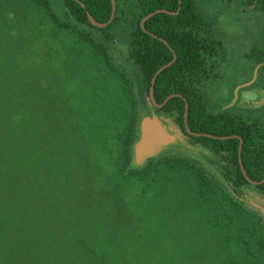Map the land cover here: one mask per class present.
<instances>
[{"label": "rangeland", "instance_id": "obj_1", "mask_svg": "<svg viewBox=\"0 0 264 264\" xmlns=\"http://www.w3.org/2000/svg\"><path fill=\"white\" fill-rule=\"evenodd\" d=\"M41 1L47 3L58 22L64 21L60 0H0V107L21 109L17 124L21 125L23 154L34 157V168L41 171L43 138L55 131L61 118L72 122L70 134H78L74 141L77 147L67 140V153L71 160L81 157V168L78 166L67 181L69 186L56 197L57 218L50 224L41 217V227L57 234L61 225H71L67 231H86L103 238L110 221L119 237L108 250L113 258L107 264H264V233L253 240L245 230L250 214L262 217L264 195L245 185L243 199L239 198L246 211L236 216L227 209V219L223 218L212 211L219 204V192L206 197L208 206H203L201 199H194L186 191L197 183L185 164L166 162L154 167L156 172H149L145 180L126 186L141 192L134 194L135 200L120 194L118 200L124 203V210L109 213L111 196L117 198L111 189L114 176L110 174L114 171L111 164L116 162L114 138L126 124L117 127V121L99 116L96 121L93 113L100 106L96 88H106L100 95L106 98L115 86L113 82L121 87L119 74L134 93L137 115L141 117L133 145L134 165L151 162L156 166L177 155L200 168L195 165L197 161L209 171L215 177H209L212 188H220L217 181L223 178L195 154L198 148L194 142L175 136L174 131L157 156L137 163L134 146L140 139L142 120L151 116L161 124L165 120L152 110L144 95L140 71L126 61L128 25L117 22L111 26L107 32L114 41H107L105 33L83 29L105 48L109 63L117 69L105 79V73L97 70L98 56L73 32L56 26ZM194 2L199 16L209 24L208 40L216 41V54L207 61V78L199 89L207 111L254 122L264 129V11L234 1ZM91 153H95L93 157ZM76 205L82 209L80 215L74 214ZM120 218L124 221L117 220ZM57 221L60 224L54 225ZM105 248L103 243L101 249Z\"/></svg>", "mask_w": 264, "mask_h": 264}, {"label": "trees", "instance_id": "obj_2", "mask_svg": "<svg viewBox=\"0 0 264 264\" xmlns=\"http://www.w3.org/2000/svg\"><path fill=\"white\" fill-rule=\"evenodd\" d=\"M226 1L239 2L243 7L264 11V0ZM40 3L56 26L73 32L98 56L100 69L97 70L105 73V79H108L109 72L117 73V69L109 63L105 48L91 32L86 33L83 29L87 27L105 33L107 41H114L107 31L117 22L126 23L129 28L126 61L140 71L145 96H149L155 72L169 63L174 53L175 62L156 79L153 99L156 104H162L168 96H178L171 98L161 109L153 107L151 103L150 106L164 120L171 121L186 139L194 142L198 147L196 155L204 158L223 178L222 182L216 180L220 188H212L210 178L215 177L209 171L197 164L199 162L195 161V165H200V168H196L190 159L177 155L158 162L156 166L151 162L135 166L133 145L138 138L141 117L137 115L134 93L125 77L119 74L121 87L117 88L116 82H113L115 86L106 98L102 99L100 95L107 89L96 88L99 98L96 100H99L100 106L93 113L96 121L99 116L105 121H117V127L123 122L126 124L125 130L114 138L116 162L111 164L110 168L113 167L114 171L110 174L114 176L111 189L117 198L111 196V215L124 210V203L118 200L120 194L123 198L130 195V198H134V194L141 193L128 190L126 186L145 180L149 172H156L154 167L166 162L186 165V170L197 183L196 187L186 191L194 199H201L203 206H208L206 197L212 198L213 194L219 192V204L212 211L218 216L222 214L223 218H226L227 209H232L236 216L245 209L239 198L241 196L243 199L242 188L245 185L254 188L260 196L264 195V183L253 186L244 179L239 167L238 151L241 143L240 160L247 176L252 181H261L264 178V129L254 122H246L237 117L211 114L199 91L207 78V61L216 54V41L208 40L209 24L197 13L194 0H180V7L179 0H115V16L105 28L94 27L87 19V14L99 24L107 23L111 15V0H60L64 18L61 22L57 21L45 1ZM156 11L160 12L144 22L143 31L141 20ZM185 103L188 108L187 126L191 132L201 134L199 137L188 135L184 129ZM20 116L21 109L17 106L6 110L0 107V264H107L113 258V253L108 250L119 237L110 221L106 223L108 232L103 238L91 236L86 231H67L71 225H61L59 233L55 234L39 224L41 217L50 224L51 220L57 218L56 197L69 186L67 181L74 175L81 161V157L71 160L67 153L69 142L72 147H77L74 141L78 140V134H70L68 128L72 122L61 118L55 131L43 138L41 171H37L34 168L37 165L36 159L24 155L21 150V125L17 124ZM94 154L91 153V156ZM81 211L79 205L74 206L75 215H80ZM262 217L249 215V228L244 229L253 240L264 233ZM117 220L124 221L122 218ZM209 223L214 225L215 221ZM58 224L59 221L54 225ZM86 240L91 243L88 244ZM103 243L106 244L105 249H101Z\"/></svg>", "mask_w": 264, "mask_h": 264}, {"label": "water", "instance_id": "obj_3", "mask_svg": "<svg viewBox=\"0 0 264 264\" xmlns=\"http://www.w3.org/2000/svg\"><path fill=\"white\" fill-rule=\"evenodd\" d=\"M179 7H180V0H179ZM159 12L160 11H156L155 13H151L141 20L140 24H141V28L143 31H145L144 26H143L144 22ZM114 16H115V0H111V15H110V19L107 23L99 24V23L95 22L89 14H87V19L89 20V22L94 27L105 28L111 24ZM162 42L165 43L164 41H162ZM175 60H176V56L173 53L172 60L169 63H167L166 65L159 68L155 72V74L153 75V77L151 79L148 99H149L150 103L153 105V107H155L157 109H161L171 98L178 96V95H170L164 100V102L162 104H156L154 102V99H153V89H154V85H155L157 77L159 76V74L161 72H163L165 69L169 68L175 62ZM187 109H188L187 104L185 103L184 129L188 135H190L192 137H199V136H201V134H195V133L191 132L187 126V120H186ZM140 131H141L140 139L136 143V145L134 146V155H135V160L137 161V163L143 162L144 160H146L150 157L157 156L159 154V152L161 151L162 146L165 144V141L170 138L166 132L165 124H161V121L159 119H157V117H155V116H151V117H147V118L143 119L141 122ZM204 135L207 137H212L210 135H206V134H204ZM241 146H242V144L240 143L239 149H238V151H239V167H240V171H241L244 179L247 181V183H249L250 185H253V186H258V185L264 183V178L261 181L256 182V181H252L247 176V174H246V172H245V170L241 164V160H240Z\"/></svg>", "mask_w": 264, "mask_h": 264}, {"label": "crops", "instance_id": "obj_4", "mask_svg": "<svg viewBox=\"0 0 264 264\" xmlns=\"http://www.w3.org/2000/svg\"><path fill=\"white\" fill-rule=\"evenodd\" d=\"M156 117V116H155ZM164 119V118H163ZM165 129H166V132H167V134H168V136L171 134V132L172 131H174V134H175V136H182L184 139H186L182 134H181V132L179 131V129L177 128V127H175V125L173 124V123H171V121H167V119H165ZM170 137V136H169ZM168 140V139H167ZM166 140V141H167ZM165 141V142H166ZM169 141H170V139H169ZM196 148H198L197 146H196ZM195 147H194V149H196ZM197 152H198V150H196L195 151V154H197ZM243 192V191H242ZM260 213H262L263 215H264V210H263V212H260Z\"/></svg>", "mask_w": 264, "mask_h": 264}]
</instances>
